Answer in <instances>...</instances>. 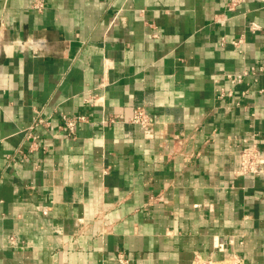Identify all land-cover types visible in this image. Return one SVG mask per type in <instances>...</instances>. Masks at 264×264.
Listing matches in <instances>:
<instances>
[{"label":"crops","instance_id":"obj_1","mask_svg":"<svg viewBox=\"0 0 264 264\" xmlns=\"http://www.w3.org/2000/svg\"><path fill=\"white\" fill-rule=\"evenodd\" d=\"M261 66L264 0H0V264H264Z\"/></svg>","mask_w":264,"mask_h":264},{"label":"built area","instance_id":"obj_2","mask_svg":"<svg viewBox=\"0 0 264 264\" xmlns=\"http://www.w3.org/2000/svg\"><path fill=\"white\" fill-rule=\"evenodd\" d=\"M239 1L242 0H231V5L235 6V4ZM37 8H41L42 4H38L36 6ZM258 29V26L255 24H250V30L255 31ZM240 43L239 41L232 42L234 46H237ZM259 71H264V66H261L258 68ZM255 69L252 68L251 72L254 73ZM248 73L243 72L241 74L233 75V76H228V79L232 84L235 83H240L244 76H246ZM260 94L263 93V90L259 91ZM83 116H76V117H67V116H62V122H63V127L66 129V132L68 136L75 137L76 130H77V125L79 122L84 121ZM109 122L113 123L115 121V118H110L108 120ZM37 122H41V120H37ZM129 123L131 124H136L139 125L146 134L151 132V126L152 123L150 121L149 116L141 109V108H135L133 110V114L128 120ZM30 130V129H29ZM27 137L30 136V132H26ZM260 149L259 146L256 143H253L252 146L242 148L239 151V166L236 171V174L238 175H256L258 174L259 170V164H260ZM122 263L125 262L123 260H120ZM231 264H245L240 258L238 257H232L228 260ZM197 264H210L209 262H204V263H197Z\"/></svg>","mask_w":264,"mask_h":264},{"label":"rangeland","instance_id":"obj_3","mask_svg":"<svg viewBox=\"0 0 264 264\" xmlns=\"http://www.w3.org/2000/svg\"><path fill=\"white\" fill-rule=\"evenodd\" d=\"M220 264H231L230 262L226 261V262H222Z\"/></svg>","mask_w":264,"mask_h":264}]
</instances>
